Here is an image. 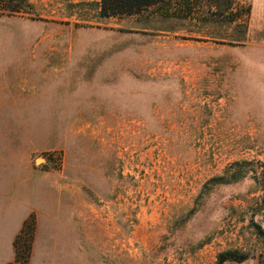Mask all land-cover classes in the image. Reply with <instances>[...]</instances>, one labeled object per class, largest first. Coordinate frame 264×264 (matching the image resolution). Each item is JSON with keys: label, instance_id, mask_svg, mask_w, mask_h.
Instances as JSON below:
<instances>
[{"label": "rangeland", "instance_id": "1", "mask_svg": "<svg viewBox=\"0 0 264 264\" xmlns=\"http://www.w3.org/2000/svg\"><path fill=\"white\" fill-rule=\"evenodd\" d=\"M263 2L101 18V0H0L3 170L73 189L76 219L33 255L30 215L9 264H264V68L242 49Z\"/></svg>", "mask_w": 264, "mask_h": 264}, {"label": "crops", "instance_id": "2", "mask_svg": "<svg viewBox=\"0 0 264 264\" xmlns=\"http://www.w3.org/2000/svg\"><path fill=\"white\" fill-rule=\"evenodd\" d=\"M95 1L99 2V0ZM252 7L251 15L255 19L254 21L260 24L258 23L259 18L257 14L258 11H261L260 17H264V2L260 6H254L252 4ZM238 21L239 18L234 17L231 24L234 25ZM252 32V24H249L245 37L249 39V35ZM248 39L243 43L242 49L245 53L250 54L248 57L250 66L252 67L256 63L257 67L264 68V39H257V41L252 43ZM217 41V44L213 42L212 44L223 47L222 51L224 52L226 40ZM262 84H264V80ZM66 192L70 193L75 191L70 188L65 189V192H59V189H53L52 191L48 178H44L43 175L38 173L33 174V176H23L21 174V178H19L16 161L13 169L9 165V168L3 170L2 145L0 141V264H9L12 261L14 256V239L24 221L30 215H34L36 221V233L32 250L33 255L36 249V243L43 239L40 232H43L46 227L53 226L59 218L64 222H68L67 225L69 223H75L76 219L71 213V206L67 207L64 203L66 201L64 199ZM61 196L62 199H60ZM244 205L243 201L239 202L240 209H243ZM40 247L42 248V252L46 254L48 249L45 247V242H41ZM250 255L238 264H259L258 258H253ZM51 260L58 259L52 258Z\"/></svg>", "mask_w": 264, "mask_h": 264}, {"label": "trees", "instance_id": "3", "mask_svg": "<svg viewBox=\"0 0 264 264\" xmlns=\"http://www.w3.org/2000/svg\"><path fill=\"white\" fill-rule=\"evenodd\" d=\"M180 4V8L183 7L184 11L181 10L183 17L188 15L190 11L189 3L190 0H101L99 15L101 18L108 16H132L139 14L143 11L156 9L154 12L156 14L162 13L165 17H170V12L168 11L172 3ZM21 239L15 242V248L20 244ZM25 251L29 253L31 251V246L28 243L23 246ZM225 260H231L234 262H241L243 257L236 251L225 252L220 254L217 259L218 264H222Z\"/></svg>", "mask_w": 264, "mask_h": 264}]
</instances>
